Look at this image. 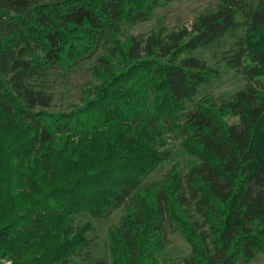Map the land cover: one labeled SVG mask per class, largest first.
<instances>
[{"label": "trees", "instance_id": "1", "mask_svg": "<svg viewBox=\"0 0 264 264\" xmlns=\"http://www.w3.org/2000/svg\"><path fill=\"white\" fill-rule=\"evenodd\" d=\"M158 5L0 0V264H69L92 241V221L73 217L105 218L123 202L112 259L91 264H161L168 229L191 246L184 264L264 254V0H218L190 25L121 39ZM242 23L225 60L247 84L227 100L193 102L219 70L191 52ZM100 47L80 103L47 110L53 95L37 79ZM173 138L198 162L185 173L174 162L143 186L171 158Z\"/></svg>", "mask_w": 264, "mask_h": 264}, {"label": "rangeland", "instance_id": "2", "mask_svg": "<svg viewBox=\"0 0 264 264\" xmlns=\"http://www.w3.org/2000/svg\"><path fill=\"white\" fill-rule=\"evenodd\" d=\"M158 2L159 5L155 8L150 20L132 26H124L122 40L132 35L140 36L150 30H159L163 27L190 25L201 13L215 9L218 4V0H158ZM245 31L246 26L242 23L241 27L228 33L214 44L191 52L192 55L207 61L219 70L217 78L200 87L193 102L206 95H211L218 101L227 100L247 84L245 76L239 70L229 67L225 60V55L235 47L236 41L244 35ZM101 51L102 47L95 56L84 59L72 67L51 68L37 79V86L53 95L52 104L47 110L70 111L80 103L84 87L89 82H96L93 68ZM166 149L172 153L171 158L162 162L146 177L143 186L159 180L174 162L180 164L183 173L198 162L196 157L183 148L179 138H173ZM126 209V202H123L105 218L93 219L85 212L75 215L73 222L77 225L92 221V230L89 231L92 241L80 255L72 257L69 264H91L97 260L110 262L112 258L109 250V229L120 222ZM167 237L169 242L157 254L158 260L161 264H184V259L191 252L190 244L181 232L173 229H168ZM248 264H264V254L260 253Z\"/></svg>", "mask_w": 264, "mask_h": 264}]
</instances>
